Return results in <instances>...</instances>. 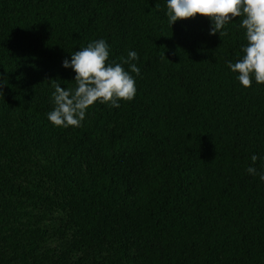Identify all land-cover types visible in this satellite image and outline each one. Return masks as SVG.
<instances>
[{"label": "trees", "instance_id": "16d2710c", "mask_svg": "<svg viewBox=\"0 0 264 264\" xmlns=\"http://www.w3.org/2000/svg\"><path fill=\"white\" fill-rule=\"evenodd\" d=\"M165 13L0 0V264H264V183L246 172L264 157V85L227 68L240 18L219 36ZM99 39L109 61L137 52L134 98L53 126L50 82L74 87L62 61Z\"/></svg>", "mask_w": 264, "mask_h": 264}, {"label": "clouds", "instance_id": "9594fccd", "mask_svg": "<svg viewBox=\"0 0 264 264\" xmlns=\"http://www.w3.org/2000/svg\"><path fill=\"white\" fill-rule=\"evenodd\" d=\"M167 23L171 27L176 21L207 17L209 35H223L226 24L240 18L245 43L236 62L229 61L227 68L235 75L239 85L248 88L254 82L264 85V0H165ZM134 50L127 53L121 63L109 61V45L104 39L94 40L73 51L70 59L65 58L61 66L74 73V87L62 88L57 80L51 81L54 91L50 102L52 109L47 120L62 128L79 127L87 111L94 104H107L119 108L121 101H131L136 94V82L132 74L140 75ZM122 64H127L125 70ZM0 83H3L0 81ZM0 95L3 91L0 89ZM261 163L257 167L256 161ZM252 165L246 172L264 183V157L251 156Z\"/></svg>", "mask_w": 264, "mask_h": 264}]
</instances>
